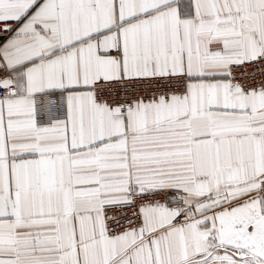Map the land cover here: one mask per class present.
Listing matches in <instances>:
<instances>
[{"label": "snow or ice", "instance_id": "1", "mask_svg": "<svg viewBox=\"0 0 264 264\" xmlns=\"http://www.w3.org/2000/svg\"><path fill=\"white\" fill-rule=\"evenodd\" d=\"M0 264H264V0H0Z\"/></svg>", "mask_w": 264, "mask_h": 264}]
</instances>
